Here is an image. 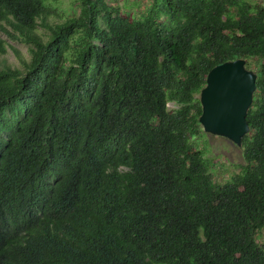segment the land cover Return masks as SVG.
<instances>
[{"label":"trees","instance_id":"1","mask_svg":"<svg viewBox=\"0 0 264 264\" xmlns=\"http://www.w3.org/2000/svg\"><path fill=\"white\" fill-rule=\"evenodd\" d=\"M78 2L0 0L29 53L0 36V264H264V4ZM236 59L256 90L218 184L198 96Z\"/></svg>","mask_w":264,"mask_h":264},{"label":"water","instance_id":"2","mask_svg":"<svg viewBox=\"0 0 264 264\" xmlns=\"http://www.w3.org/2000/svg\"><path fill=\"white\" fill-rule=\"evenodd\" d=\"M256 90V73L244 59L227 61L213 67L198 99L201 105L199 124L205 134L220 136L241 147L248 134L247 111Z\"/></svg>","mask_w":264,"mask_h":264},{"label":"rangeland","instance_id":"3","mask_svg":"<svg viewBox=\"0 0 264 264\" xmlns=\"http://www.w3.org/2000/svg\"><path fill=\"white\" fill-rule=\"evenodd\" d=\"M258 3L264 4V0H253ZM110 3H119L120 5L128 4L133 6L135 3H143L144 0H108ZM47 6L55 8L62 16H71L74 12L79 10L78 0H45ZM134 9V7H132ZM53 20L58 21L60 18L51 17ZM39 33L44 31L38 28ZM0 36L9 44L16 47L21 54L29 59L28 45L21 43L19 40H11L5 33H0ZM10 63L17 67H21L20 63L14 56L11 49L8 48L6 55L4 56ZM250 70L255 69L254 61L250 62ZM168 108L172 109L173 105L168 104ZM197 137L199 148L205 152V158L210 161L211 168L210 173L212 179L218 183L223 184L227 182L232 174H237L241 171L245 165L241 147L233 145L227 139L215 136L211 134H205ZM206 150H205V149ZM257 241L264 247V228L257 233Z\"/></svg>","mask_w":264,"mask_h":264}]
</instances>
